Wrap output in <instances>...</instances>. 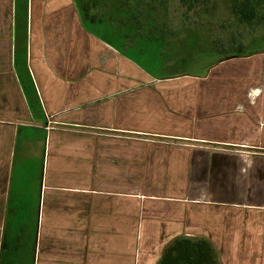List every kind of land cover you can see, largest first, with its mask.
I'll return each mask as SVG.
<instances>
[{"label": "crops", "instance_id": "1", "mask_svg": "<svg viewBox=\"0 0 264 264\" xmlns=\"http://www.w3.org/2000/svg\"><path fill=\"white\" fill-rule=\"evenodd\" d=\"M89 6L0 0V264H264V51L153 71Z\"/></svg>", "mask_w": 264, "mask_h": 264}, {"label": "rangeland", "instance_id": "2", "mask_svg": "<svg viewBox=\"0 0 264 264\" xmlns=\"http://www.w3.org/2000/svg\"><path fill=\"white\" fill-rule=\"evenodd\" d=\"M82 1L110 38L125 48L141 45L137 54L153 71H184L210 61V50L224 55L264 51V7L252 22H244L231 13V0Z\"/></svg>", "mask_w": 264, "mask_h": 264}, {"label": "trees", "instance_id": "3", "mask_svg": "<svg viewBox=\"0 0 264 264\" xmlns=\"http://www.w3.org/2000/svg\"><path fill=\"white\" fill-rule=\"evenodd\" d=\"M261 7H264V0H231V13L244 22H252ZM85 16L90 18L88 11H85ZM91 19L94 18L91 17Z\"/></svg>", "mask_w": 264, "mask_h": 264}, {"label": "built area", "instance_id": "4", "mask_svg": "<svg viewBox=\"0 0 264 264\" xmlns=\"http://www.w3.org/2000/svg\"><path fill=\"white\" fill-rule=\"evenodd\" d=\"M47 117H48L47 123H46L47 129H54L56 128L57 125L61 124L59 123V121L56 120V117L54 114H49L47 115Z\"/></svg>", "mask_w": 264, "mask_h": 264}, {"label": "water", "instance_id": "5", "mask_svg": "<svg viewBox=\"0 0 264 264\" xmlns=\"http://www.w3.org/2000/svg\"><path fill=\"white\" fill-rule=\"evenodd\" d=\"M0 120H2V119H0ZM57 127H63V129H70V130H82V131L88 130V129H82L80 127H64V126H60V125H57L56 128ZM92 131H94V130H92ZM197 145H199V144H197Z\"/></svg>", "mask_w": 264, "mask_h": 264}]
</instances>
